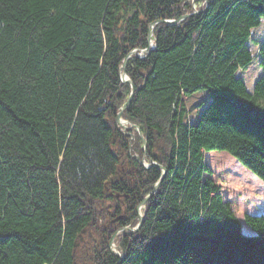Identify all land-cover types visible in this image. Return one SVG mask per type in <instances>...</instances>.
I'll return each mask as SVG.
<instances>
[{"label": "trees", "instance_id": "obj_1", "mask_svg": "<svg viewBox=\"0 0 264 264\" xmlns=\"http://www.w3.org/2000/svg\"><path fill=\"white\" fill-rule=\"evenodd\" d=\"M263 18L264 0H0V264H118L110 238L159 180L119 264H264V212L238 219L207 164L264 187Z\"/></svg>", "mask_w": 264, "mask_h": 264}, {"label": "rangeland", "instance_id": "obj_2", "mask_svg": "<svg viewBox=\"0 0 264 264\" xmlns=\"http://www.w3.org/2000/svg\"><path fill=\"white\" fill-rule=\"evenodd\" d=\"M252 35L257 39L264 36V18ZM239 76L243 80L246 90L251 92L254 83L260 76V69L253 61L240 72ZM182 100L187 110L186 121L192 122L201 111L194 106L200 102H205L207 105L208 96L204 91H198L186 99L182 98ZM141 139L143 140V138ZM211 154L214 157H209V163H207L211 170V177L219 186L222 197L229 202L236 217L241 220L244 214L264 212V187L237 164L223 155L220 156L223 153L213 152Z\"/></svg>", "mask_w": 264, "mask_h": 264}, {"label": "water", "instance_id": "obj_3", "mask_svg": "<svg viewBox=\"0 0 264 264\" xmlns=\"http://www.w3.org/2000/svg\"><path fill=\"white\" fill-rule=\"evenodd\" d=\"M195 14H196V13H195ZM187 17H189V16L186 15V16H184L182 19H185V18H187ZM165 22H166L167 24H176V23H178V22H173V21H165ZM153 26H154V24H152V25L149 27V30H148V39H147L148 46H147V48L144 49V50H142V51H140V54H139V53H136V51L131 52V53L126 57V59L124 60L122 66H121V70L123 69L126 60H127L131 55H135V56H137L138 58L143 59V58H145V57H146V56H147V55H148V54H149V53L155 48V45H154V44L152 43V41H151V38H152V28H153ZM120 80H121L122 83H126V84H129V85H130L131 93H130V96L128 97V99L126 100V102H125V103L123 104V106L120 108V111L118 112V114L116 115L115 123H116L119 127H121L123 130H128V129L132 128V126H126L127 123L121 119V116H122V113H123L128 107H129V105H130V103H131L132 96H133V94H134V86H133L132 83L128 80V78L126 77L125 74H122V75L120 76ZM136 130H137V133H138V135L140 136V138H142L139 129L136 128ZM130 140H133V136H132V135L130 136ZM142 142H143V146H144V148H145V145H146L145 140L143 139ZM129 148H130V147H129ZM136 158H137V157H136ZM137 159H138V158H137ZM139 163H140L141 165H143L145 169H147V168L150 167V166H153V167H156V168H158V169H161V167L158 166V165L155 164V163H151L150 165H145L144 162H143V160H140ZM161 170H162V176H161V177H163L164 174H165V171H164L163 169H161ZM160 181H161V180H159V181L155 184V186H154V190L152 191V193L149 194L148 196H146V197L142 200V202L139 204V206H138V208H137V214H138V224H137V226H136L135 228H132V229H131V228H128V227L123 228V229L117 231V232H116V233L110 238V241H109V249H110V252H111L116 258L119 259L118 264L120 263V261H122V255H121V254L118 252V250L115 248V244H114V239H115V237H116L119 233H122V235H125V234H133V233H135L136 231H138V229L140 228V226H141V224H142V220H143V216H142V213H141L140 209L144 206L145 202H146V201H147V200H148V199H149V198L155 193V191L157 190L158 186L160 185Z\"/></svg>", "mask_w": 264, "mask_h": 264}, {"label": "bare ground", "instance_id": "obj_4", "mask_svg": "<svg viewBox=\"0 0 264 264\" xmlns=\"http://www.w3.org/2000/svg\"><path fill=\"white\" fill-rule=\"evenodd\" d=\"M141 160H143V159H141Z\"/></svg>", "mask_w": 264, "mask_h": 264}]
</instances>
